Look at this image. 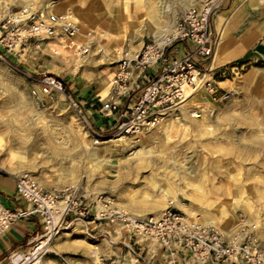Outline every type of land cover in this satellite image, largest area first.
<instances>
[{
    "label": "rangeland",
    "instance_id": "1",
    "mask_svg": "<svg viewBox=\"0 0 264 264\" xmlns=\"http://www.w3.org/2000/svg\"><path fill=\"white\" fill-rule=\"evenodd\" d=\"M157 1L18 0L11 6L18 10L20 3L36 8L52 4L56 9H71L87 25L82 26L80 39L93 34L95 42L83 57L86 64L76 72L79 57L67 49L69 57H58V44L52 46L56 54L45 51L41 59L0 58V176L16 180L28 173L48 190L71 188L88 198L110 199L117 208L136 216H160L170 202L167 199L175 197L171 199L174 206L186 213L178 201L183 203L194 213L189 217L203 224H210L205 218L211 217L215 220L211 224L225 231L245 226L264 249V62L217 72L216 80L226 83L220 84L224 92L215 96L228 93L227 99L194 93L198 97L193 104L187 100L181 111L169 112L158 126L127 137L126 141L143 146L151 144L150 153L128 158L124 142L120 146L113 140L93 144L83 116L95 126L93 119L105 101L96 98L91 105L71 84L74 78L83 77L105 97L125 51H139L156 41L157 24L149 11L159 13ZM201 1L164 0L159 26L175 24L183 7ZM4 2L14 0H0ZM43 73L64 78L66 96H34L31 90L39 88ZM136 93L122 101H130ZM33 117H38L36 123L30 122ZM47 125L58 128L56 136L66 141L65 146L54 143ZM34 145L38 152L26 156L23 151ZM101 222L106 221L65 224L49 240L42 237L45 231L37 223L35 238L25 252L32 254L36 245L44 244L36 254L40 260L36 264H102L99 244L104 235L97 233L96 225ZM109 226L116 234L127 231L123 225Z\"/></svg>",
    "mask_w": 264,
    "mask_h": 264
},
{
    "label": "built area",
    "instance_id": "2",
    "mask_svg": "<svg viewBox=\"0 0 264 264\" xmlns=\"http://www.w3.org/2000/svg\"><path fill=\"white\" fill-rule=\"evenodd\" d=\"M16 1L0 4L1 59L18 57L21 62L28 56L41 59L45 51L56 54L52 46L63 43L74 55L90 54L94 35L76 38L82 25L74 14L20 2V8L13 10L11 6ZM221 1L202 0L183 7L176 18L174 32L163 42L154 40L139 51H125L117 62L109 92L105 97L99 96L105 102L98 115L113 119L107 127H100L83 116L94 145L116 137L138 136L158 126L169 112L182 110L188 99L186 88L191 93L205 92L214 96V100L228 98V93L216 97L217 72L206 64L218 43L212 33V17ZM181 41L193 44V48L182 56H172L169 50ZM38 84V89L31 90L34 96L67 94L65 79L56 74L43 73ZM132 92H137L135 98L132 96L133 101L122 110V99L130 97ZM16 191L25 206L11 208L0 201V237L24 218L39 221L45 231L42 237L47 238L74 221H106L123 225L144 241L160 244L170 257L168 264H179L175 258L180 253L190 254L197 264H264V249L245 226L230 232L211 223L203 224L179 210L173 202L160 216H136L117 208L110 199L88 198L71 188L48 190L28 173L16 179ZM127 254L130 264H153L134 246L128 247ZM9 260L10 264H36L35 255L30 251H12ZM100 260L102 264L107 261L104 257ZM116 264L126 263L122 260Z\"/></svg>",
    "mask_w": 264,
    "mask_h": 264
},
{
    "label": "crops",
    "instance_id": "3",
    "mask_svg": "<svg viewBox=\"0 0 264 264\" xmlns=\"http://www.w3.org/2000/svg\"><path fill=\"white\" fill-rule=\"evenodd\" d=\"M212 33L218 38V43L213 56L206 61V64L215 72H225L234 65L264 62V0H222L212 17ZM192 48L193 44L181 41L169 51L172 56H182ZM15 58L21 62L18 57ZM217 82L219 91L224 92L220 84L225 81L222 79ZM71 88L79 90V95L87 103H91L90 101L96 98L101 100L99 98L101 92L93 89L83 77L74 78ZM131 101L133 99L123 102L122 110ZM88 110L95 112L92 108ZM112 119L113 117L104 118L98 115L93 120L96 125L107 127L108 121ZM0 201L11 208L25 206L19 198L16 180L15 178L13 180L12 176H0ZM181 208L185 211V208L182 206ZM37 223L39 221L34 218L19 219L0 237V264H10L9 255L12 251L25 252L29 248L35 238ZM96 225L97 233L104 235L99 244L103 251L99 255L109 262L112 261L113 264L122 260L130 264V256L127 254L129 246H134L138 252H143L153 264H168L170 261V257L165 253L167 251L156 242L144 241L130 231L116 234L115 228H110L107 222ZM175 261L179 264H197L188 253H180Z\"/></svg>",
    "mask_w": 264,
    "mask_h": 264
},
{
    "label": "bare ground",
    "instance_id": "4",
    "mask_svg": "<svg viewBox=\"0 0 264 264\" xmlns=\"http://www.w3.org/2000/svg\"><path fill=\"white\" fill-rule=\"evenodd\" d=\"M163 2H164V0H158L156 3H157V5H159V8H158V10H159V13L158 14H156V13H151V11H152V8L150 9V11H149V13H150V16L153 18V20L154 21H156V24H157V30L154 32V36L156 37V41L157 42H163L167 37H169V33L171 32V31H174L175 30V24H169L167 27H160L159 25H160V18L163 16V14H164V9H165V6L163 5L162 6V4H163ZM49 3V2H48ZM41 8V7H40ZM50 8H51V10L53 11V12H71L72 14H74L75 16H76V19L78 20V22L80 23V21H79V19H78V17H77V15H76V13L74 12V11H72L71 9L70 10H62V9H56V8H54V6H52V4L50 5ZM149 8V7H148ZM158 12V11H157ZM81 20H83L82 18H81ZM80 24H82V26H84V27H86L87 25H86V23H84V22H81ZM81 36H82V29L80 30V32L78 33V35L76 36V38H78V39H80L81 38ZM60 47V48H59ZM58 47V50H57V55H58V57H60L61 55L63 56V55H65V57H69V54H68V51L67 50H65V48H64V46H62V45H60ZM130 51H133V49H131ZM89 55V54H88ZM88 55H86V56H78V55H76V56H78L79 58H77L76 60H75V71H73V72H76L77 71V69L80 67V66H84L86 63H85V61H84V59H83V57H87ZM62 59L64 60L65 58L64 57H62ZM8 61V60H7ZM6 62V61H5ZM29 76V75H28ZM224 83H226V81L224 82ZM186 94H187V96H188V99L187 100H189L188 102L190 103V104H193V100H194V98H197L198 97V95H196V94H194V93H191V91L189 90V89H187L186 88ZM200 95V94H199ZM209 95V94H208ZM63 96H65L64 94H63ZM210 96V95H209ZM211 97V96H210ZM212 98V97H211ZM185 105H187V103L185 104ZM194 116L195 117H198V116H200L199 114H194ZM36 119H38V117H33L31 120H30V122H32V123H34L35 122V120ZM36 123V122H35ZM47 128L49 129V131H47L48 132V135H50V137H52L53 138V140H54V143L56 142V143H58V145H60V146H62V145H66L67 143H66V141H64V140H62V139H60V137H58V136H56L57 135V130H58V128H56V127H53L52 125H47ZM47 130V129H46ZM27 130H25V132H26ZM27 133V132H26ZM22 135H24V133H22ZM27 137V136H26ZM128 138L127 137H121V138H115V139H112L114 142H116V146H120V143L121 142H124L123 144L124 145H126L127 147H128V149H129V153H128V158H135V157H137V156H141V154H143V153H150V152H152V149L151 148H149L150 146H151V144H149V145H145V146H143V144H139V143H137V142H135V141H126ZM40 150V149H39ZM38 152V149H37V147L34 145V146H30V147H28L26 150H24L23 151V153L26 155V156H32V155H35V153H37ZM99 156H103L102 154H99ZM105 158V157H104ZM95 159V158H94ZM94 161V160H93ZM97 161V160H96ZM105 161V160H104ZM0 167L1 168H3V166H2V164L0 165ZM159 184V183H158ZM160 185V184H159ZM159 185H155V186H159ZM164 188V187H163ZM163 191H167L168 192V190H166V188H164L163 189ZM167 192H165L166 194H167ZM171 194V193H170ZM174 195V194H173ZM169 196V195H168ZM171 199H175V197H170V198H168L167 200H169L170 202L169 203H171V202H175V201H172ZM177 199V198H176ZM198 202V201H197ZM178 205L179 206H182L183 208H185V211L186 212H188V214L191 216V215H194V213H192L187 207H186V205H184L183 203H180L179 201H178ZM205 220L207 221V223H215V220L214 219H212L211 217H206L205 218ZM48 239V238H47ZM46 239V240H47ZM49 240V239H48ZM41 242V241H40ZM42 243V242H41ZM45 244H47L46 243V241H45ZM44 246V244H38V245H36L35 247H34V251H33V253H32V255H35V260L36 259H38L35 263H38L40 260H39V258L36 256V254L38 253V250L41 248V247H43ZM48 246V245H47Z\"/></svg>",
    "mask_w": 264,
    "mask_h": 264
}]
</instances>
